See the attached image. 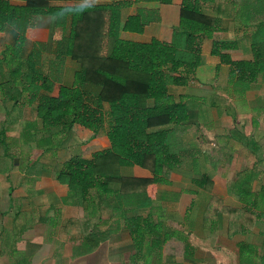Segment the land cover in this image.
Segmentation results:
<instances>
[{
    "label": "crops",
    "instance_id": "0c3cea01",
    "mask_svg": "<svg viewBox=\"0 0 264 264\" xmlns=\"http://www.w3.org/2000/svg\"><path fill=\"white\" fill-rule=\"evenodd\" d=\"M8 1L23 5L26 0ZM181 1L50 0L67 11L35 14L19 50L22 67L38 70L42 78L10 76L8 67L17 59L0 61V83L11 84L8 90L0 89V114L7 116L0 129V141L7 142V151L0 149V264H264V73L257 72L250 85L235 90L240 81H249L210 53L213 38L238 39V47L221 51L233 60L251 58L247 37L253 21L264 17L238 5L256 0H224L225 12L213 37L195 38L202 61L194 74L173 72L179 84L150 89L148 96L160 97L163 104L182 99L186 116L173 113L167 124L174 137L175 163L126 197L111 189L100 199L83 200L60 180L70 157L90 158L110 146L106 128L80 114L67 131L44 126L35 110L40 93L34 97L25 87L46 82L48 87L40 92L59 95L62 84L75 81L70 46L85 9L106 8L107 28L115 31L118 22L120 37L169 41ZM139 6L156 9L157 18L141 32L122 29ZM203 8L215 14L208 0ZM20 16L19 11L0 13V58L10 55L19 35L13 21ZM222 89L231 93L225 102L228 109L220 103H190L196 92L215 91L222 97ZM248 134L255 138L249 140ZM129 158L130 163L119 167L121 174L152 176L141 165L139 152ZM154 237L160 244L150 251L147 244Z\"/></svg>",
    "mask_w": 264,
    "mask_h": 264
},
{
    "label": "trees",
    "instance_id": "16d2710c",
    "mask_svg": "<svg viewBox=\"0 0 264 264\" xmlns=\"http://www.w3.org/2000/svg\"><path fill=\"white\" fill-rule=\"evenodd\" d=\"M204 1H181L178 24L169 41L155 37L147 41L120 37L118 22L115 31L107 28L109 13L106 8L85 9L76 21L70 46V58L76 64L75 81L62 84L59 95L42 94L40 90L48 87L46 82L25 84L34 97L38 91L40 93L35 110L44 126L57 127L64 132L80 114L97 121L98 127L106 128L110 140L108 148L93 153L90 158L72 156L60 172V180L81 199H100L111 189H118L119 194L126 197L157 180L160 171L165 173L175 163L176 158H171L175 155L174 137L167 124L173 113L181 118L186 116L185 104L180 98L172 104H163L160 97H149L148 93L154 85L179 84L173 72L188 77L201 64L195 38L199 35L212 38L225 12L224 0H208L215 14L203 8ZM261 1L248 4L247 11H258ZM3 11H19L21 16L13 21L19 35L10 47V55L4 53L0 61L14 63L17 59L16 65L8 67L10 76L24 75L27 80L34 75L40 76L38 70L27 72L22 67L19 50L24 29L35 14L47 11L64 15L67 7L54 6L50 0H26L23 5L0 0V13ZM157 16L156 9L139 6L126 17L121 28L141 32ZM243 21L250 25L248 20ZM252 26L247 37L251 58L233 60L221 51L238 47V39L213 38L210 49L211 54H217L222 62L228 63L249 82L255 79L257 72L264 73V18L253 21ZM1 69L0 66V72ZM10 85L1 82L0 89L8 90ZM133 151L140 153L141 165L149 168L152 176L121 174L119 167L131 162L129 155Z\"/></svg>",
    "mask_w": 264,
    "mask_h": 264
},
{
    "label": "rangeland",
    "instance_id": "374dc122",
    "mask_svg": "<svg viewBox=\"0 0 264 264\" xmlns=\"http://www.w3.org/2000/svg\"><path fill=\"white\" fill-rule=\"evenodd\" d=\"M247 3V2H246ZM246 3H244L243 5H238L237 3H235V5L234 6H236V5H238V7H241V8H244L245 9V12H246V9H247V6L249 7V5L248 4H246ZM234 6H232V7H234ZM237 7V6H236ZM235 8V7H234ZM237 9V8H236ZM258 11H260L258 14H256V16H257V18H259L260 16H263L264 17V0H262L261 1V3H260V7H259V9H258ZM198 51H200V50H198ZM218 69H219V71H220V67H218ZM250 83V82H249ZM248 82H245V81H240V83H237L235 86V90H237L238 89V87L240 88V87H243V86H248V85H250ZM213 87H215V86H213ZM216 87H218L217 85H216ZM237 88V89H236ZM214 90L216 89V88H213ZM239 90V89H238ZM205 92H206V94H204V95H200V93H198V92H196L197 93V96L196 97H194L193 98V100L190 102V103H195L196 104V106H200V107H203V106H211V107H215V105H216V103H220L219 105L220 106H223V108H225V109H228L229 108V106H227L226 105V103H228V102H230V100H229V97L231 96V93H230V91H229V89H222V93H223V96L221 97V96H218L217 94H216V92L215 91H212V92H210L209 93V95L207 94V90H205ZM214 92H215V94H214ZM235 92V91H234ZM212 93V94H211ZM199 94V95H198ZM208 95V96H207ZM198 96H200V97H198ZM219 100H221L222 102H218ZM223 102L225 103V105H223ZM236 114H237V116H239L240 117V113L241 112H239V111H237V112H235ZM5 117H7V116H5ZM3 115H1L0 114V129H2V126H3V123L2 122H5L3 119L5 118ZM255 117L256 116H253V120L255 121V122H259L260 120H256L255 119ZM5 124V123H4ZM1 132V131H0ZM3 133V132H2ZM24 136H26L27 134H28V131L26 130L24 133ZM0 136H1V133H0ZM248 138H249V140L250 139H253V138H255V136H254V134H251V135H249L248 134ZM7 142L6 141H0V149L1 150H4V151H7ZM158 222H156L155 223V232L157 233V230H156V225L157 226H159L158 224H157ZM137 238H136V236H135V238H134V244H138V242H140L139 241V239L138 240H136ZM153 244V245H152ZM159 244H160V241L158 240V238L157 237H154L153 238V240H151V242H148V244H147V248L151 251V249H152V247H154L156 250H158V247H159ZM141 245V244H140Z\"/></svg>",
    "mask_w": 264,
    "mask_h": 264
}]
</instances>
